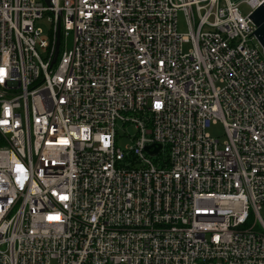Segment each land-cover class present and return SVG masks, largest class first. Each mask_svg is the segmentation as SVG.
I'll use <instances>...</instances> for the list:
<instances>
[{
    "label": "built area",
    "instance_id": "obj_1",
    "mask_svg": "<svg viewBox=\"0 0 264 264\" xmlns=\"http://www.w3.org/2000/svg\"><path fill=\"white\" fill-rule=\"evenodd\" d=\"M48 2L0 0V264H264V0Z\"/></svg>",
    "mask_w": 264,
    "mask_h": 264
},
{
    "label": "rangeland",
    "instance_id": "obj_2",
    "mask_svg": "<svg viewBox=\"0 0 264 264\" xmlns=\"http://www.w3.org/2000/svg\"><path fill=\"white\" fill-rule=\"evenodd\" d=\"M40 1V0H38ZM234 3H240L238 6L239 12L243 15H246L248 13V8L246 5L243 4V0H231ZM177 31L179 34L181 35H186L189 33V28L188 25L186 23L185 17L183 15V13L178 12L177 14ZM37 27H39L40 29H42V31L44 32V34L48 33V30L50 28L49 23H47V21L41 20L37 23ZM71 41H72V35L70 34V37H68L66 39V41L64 39H62V43L66 44L67 48L71 47ZM119 127V126H118ZM120 128V127H119ZM126 133L133 137L134 136V130L132 127H126ZM120 133L123 132V128H120L119 130ZM208 133L210 134L211 137L218 139L220 141V143H222L224 141V130L223 127L220 124H217L215 126H211L210 129L208 130ZM129 143L128 139H121L118 142V147L123 149L127 144ZM261 216L264 220V209L260 212Z\"/></svg>",
    "mask_w": 264,
    "mask_h": 264
},
{
    "label": "water",
    "instance_id": "obj_3",
    "mask_svg": "<svg viewBox=\"0 0 264 264\" xmlns=\"http://www.w3.org/2000/svg\"><path fill=\"white\" fill-rule=\"evenodd\" d=\"M43 1L46 3V5L49 4L48 0H43ZM250 19L252 20L253 24L256 27V31L254 33L255 37L264 51V4L261 5L258 9H256L252 13ZM58 48H59V40H57L56 43V49H55L52 65L56 62V59L58 57ZM159 148L160 147L156 148V151L151 152V154L156 153L159 150ZM146 151H148V148L146 149Z\"/></svg>",
    "mask_w": 264,
    "mask_h": 264
}]
</instances>
